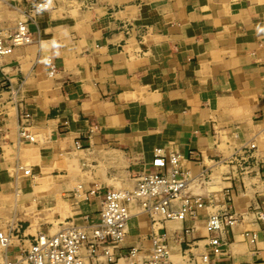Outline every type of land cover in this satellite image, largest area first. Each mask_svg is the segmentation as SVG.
Segmentation results:
<instances>
[{"label":"crops","instance_id":"1","mask_svg":"<svg viewBox=\"0 0 264 264\" xmlns=\"http://www.w3.org/2000/svg\"><path fill=\"white\" fill-rule=\"evenodd\" d=\"M21 20L31 43L0 61V264L97 223L107 191L155 172L156 148L204 207L152 224L131 206L121 253L148 254L158 233L163 264H264V0H0L5 34ZM228 210L243 220L215 256L205 223Z\"/></svg>","mask_w":264,"mask_h":264},{"label":"built area","instance_id":"2","mask_svg":"<svg viewBox=\"0 0 264 264\" xmlns=\"http://www.w3.org/2000/svg\"><path fill=\"white\" fill-rule=\"evenodd\" d=\"M36 9L43 10L45 4H36ZM31 43L26 20L19 21L13 32L5 34L0 28V61L21 46ZM28 116H24V120ZM19 134L29 142L33 137L26 133L25 126L20 124ZM254 145L237 152L229 163H237L250 156ZM178 158V157H176ZM155 172H139L135 177V186L131 190L107 191L103 197L98 215V222L86 229L70 228L53 235L38 234L25 252L13 260H4L2 264H163L168 259L169 249L164 243V236L153 233L151 248L148 254H141L131 248L121 253V246L127 235V224L130 218V207L137 206L146 214L152 224L162 221L181 222L194 218L204 207L196 197L186 194L187 180L176 176L174 171L166 170V160L160 149H154L151 162ZM243 170L247 164H243ZM255 220L264 223V208L254 211ZM243 220L242 214L225 211L210 216L205 223V231L210 235L207 240L213 255L223 252L220 233L224 228L232 229ZM264 234V231L261 232ZM243 237L248 244H255L259 234L245 232ZM9 232H0V248L5 250L10 245ZM204 264H212L207 255L202 256Z\"/></svg>","mask_w":264,"mask_h":264}]
</instances>
